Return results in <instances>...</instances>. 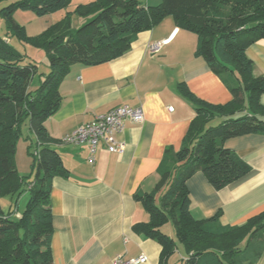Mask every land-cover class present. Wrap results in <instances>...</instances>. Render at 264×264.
<instances>
[{"label": "trees", "instance_id": "trees-1", "mask_svg": "<svg viewBox=\"0 0 264 264\" xmlns=\"http://www.w3.org/2000/svg\"><path fill=\"white\" fill-rule=\"evenodd\" d=\"M70 1L0 0V5L5 4L0 18L6 34L42 46L48 58V72L39 74L34 88L36 67L24 64L23 55L11 47L7 35L0 37V199L11 200L8 212L0 207V264H52V179L66 177L68 171L51 147L55 141L45 122L61 107L58 87L69 67L121 57L138 34L167 17L180 30L196 36L194 56L205 60L232 99L224 105H209L178 85L180 96L193 105L194 118L180 149L164 154L155 188L134 196L148 221L133 230L159 245L158 264H167L180 249L187 255V264L256 262L264 252V214L242 226H222L219 212L210 219L195 220L189 212L186 182L200 172L213 189L221 190L251 171L224 143L248 134L264 135V106L260 104L264 78L252 75L253 62L245 54L248 46L264 40V0H161L153 7L138 0H94L65 13L39 40L26 38L13 20L18 10L40 18L66 10ZM72 13L84 21L77 29L71 26ZM216 119L218 124L210 126ZM26 123L35 138L27 146L28 153L34 148L31 180L18 174L14 158ZM24 195L28 200L20 213L17 205ZM168 227L173 237L166 233Z\"/></svg>", "mask_w": 264, "mask_h": 264}, {"label": "crops", "instance_id": "crops-1", "mask_svg": "<svg viewBox=\"0 0 264 264\" xmlns=\"http://www.w3.org/2000/svg\"><path fill=\"white\" fill-rule=\"evenodd\" d=\"M92 1L79 0L78 5ZM138 1L147 7L161 2ZM158 42H164L160 51L149 55L148 46ZM196 42L194 34L180 30L167 17L150 31L138 34L121 57L98 65L76 63L69 67L58 87L61 107L45 122L55 141L51 147L68 171L66 177L52 179V264H110L117 256L125 260L143 257L141 264H158L159 245L133 230L148 221L134 196L155 188L159 179L156 170L164 154L180 149L194 118L193 105L180 96L178 85L209 105H224L232 99L205 60L194 56ZM245 54L253 62L252 75L264 78V40L248 46ZM260 104L264 106V94ZM120 106L143 112L142 123L124 121L123 130L115 136L124 145L121 154L109 153L101 144L90 164L86 145L62 142L96 116ZM28 137L33 144L30 130ZM224 147L251 171L221 190L213 189L202 173L194 174L186 182L189 212L195 220H207L219 212L222 226H242L264 214V135L231 138ZM166 233L173 237L170 227ZM262 241L264 244V234ZM246 245L248 241L240 247ZM186 260L180 249L167 264H187ZM253 264H264V252Z\"/></svg>", "mask_w": 264, "mask_h": 264}, {"label": "rangeland", "instance_id": "rangeland-1", "mask_svg": "<svg viewBox=\"0 0 264 264\" xmlns=\"http://www.w3.org/2000/svg\"><path fill=\"white\" fill-rule=\"evenodd\" d=\"M79 0H71L69 6L66 10L60 11L53 15H48L45 17H37L31 12L27 11H16L13 14V20L24 29V35L26 38H38L41 39L47 29L51 26H54L58 23L63 15L67 12H72L73 9L79 4ZM88 2V1H87ZM5 6V4L0 5V8ZM84 21L80 19L77 15L71 14V26L73 29L79 28ZM7 30L4 22L0 18V37L3 38L6 34ZM8 40L10 42L11 47L17 50L24 57V64H32L36 67V74L34 75V80L32 82L33 87L37 86L39 83V74H45L48 72V58L46 52L40 47L33 46L29 43H26L25 40H20L18 38H13L10 35H7ZM4 39V38H3ZM32 87V88H33ZM218 124V121H214L210 124V126H215ZM21 138L19 139L16 145L15 152V165L18 174L22 177H28L33 179L34 172L31 170V164L33 161V156L30 154L34 153V148L30 149V153L27 152V144L29 138V125L26 123L22 126L21 130ZM32 171V172H31ZM28 196L24 195L20 198L18 202L19 212H23L25 205L27 203ZM11 205V200L9 198H1L0 199V207L3 212H8V209Z\"/></svg>", "mask_w": 264, "mask_h": 264}, {"label": "built area", "instance_id": "built-area-1", "mask_svg": "<svg viewBox=\"0 0 264 264\" xmlns=\"http://www.w3.org/2000/svg\"><path fill=\"white\" fill-rule=\"evenodd\" d=\"M164 42L154 43L148 46L149 55L157 54ZM172 107L168 111L172 112ZM124 121H130L134 124H140L143 121V112L141 108H132L129 106H120L114 108L104 115L96 116L91 122L86 123L71 134L63 138L62 142L72 145H86L88 149V162H94V156L103 144L109 153L121 154L124 145L116 141L115 136L123 130ZM143 257L133 260H125L121 256L115 257L110 264H141Z\"/></svg>", "mask_w": 264, "mask_h": 264}]
</instances>
